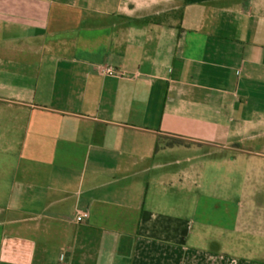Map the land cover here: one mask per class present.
<instances>
[{
    "label": "crops",
    "instance_id": "crops-1",
    "mask_svg": "<svg viewBox=\"0 0 264 264\" xmlns=\"http://www.w3.org/2000/svg\"><path fill=\"white\" fill-rule=\"evenodd\" d=\"M0 264H264V0H0Z\"/></svg>",
    "mask_w": 264,
    "mask_h": 264
},
{
    "label": "built area",
    "instance_id": "built-area-1",
    "mask_svg": "<svg viewBox=\"0 0 264 264\" xmlns=\"http://www.w3.org/2000/svg\"><path fill=\"white\" fill-rule=\"evenodd\" d=\"M104 73H105L106 75L113 76V75L116 74V70H115L114 68H112V67H107V68L104 70ZM86 217H87V215L84 214V215H82V216H80V217L78 218V221H82V220H83L84 218H86Z\"/></svg>",
    "mask_w": 264,
    "mask_h": 264
}]
</instances>
